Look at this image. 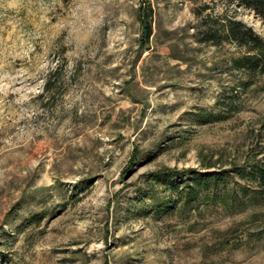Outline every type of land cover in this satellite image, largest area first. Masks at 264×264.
<instances>
[{
    "label": "rangeland",
    "instance_id": "374dc122",
    "mask_svg": "<svg viewBox=\"0 0 264 264\" xmlns=\"http://www.w3.org/2000/svg\"><path fill=\"white\" fill-rule=\"evenodd\" d=\"M210 4L0 0V264H264V73L204 20L264 23Z\"/></svg>",
    "mask_w": 264,
    "mask_h": 264
},
{
    "label": "trees",
    "instance_id": "16d2710c",
    "mask_svg": "<svg viewBox=\"0 0 264 264\" xmlns=\"http://www.w3.org/2000/svg\"><path fill=\"white\" fill-rule=\"evenodd\" d=\"M194 3H201V6L197 10H209L212 9L210 2L216 0H189ZM229 4H237L239 7L246 8L255 13V15L264 23V0H226ZM204 3V4H203ZM200 14V12H199ZM150 16V13H147ZM216 18L214 22L216 25H212L209 22V18L205 19L209 28L206 30L205 35L208 41H212L214 44H222L225 41H230L238 44L240 47L246 48V53L234 59V65L241 69H246L251 73H264V37L258 34L251 26L246 23L234 19V18ZM147 27V25H145ZM148 30H146L147 33ZM150 35V32L147 34ZM180 172L178 173V175ZM187 174V173H185ZM243 175L251 176L257 180L261 186L264 187V162L253 164L250 170ZM223 174L220 172H211L208 174L200 175L195 174L193 180L194 184H188L186 193V199L189 203L194 202L199 197V189L204 184L205 188H209L213 183H220ZM171 181V178H170ZM173 189L179 191V185L174 182H170ZM180 195V194H178ZM182 197V196H181Z\"/></svg>",
    "mask_w": 264,
    "mask_h": 264
}]
</instances>
